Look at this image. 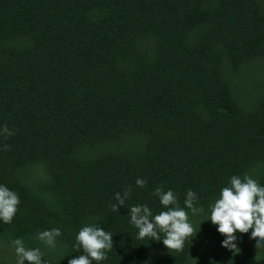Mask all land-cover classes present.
Masks as SVG:
<instances>
[{"label": "trees", "instance_id": "trees-1", "mask_svg": "<svg viewBox=\"0 0 264 264\" xmlns=\"http://www.w3.org/2000/svg\"><path fill=\"white\" fill-rule=\"evenodd\" d=\"M234 174L264 184V0H0V184L19 198L0 264L17 237L67 264L93 222L113 234L101 264H264L247 233L232 254L199 224ZM157 186L205 209L180 252L128 223L132 204L162 210Z\"/></svg>", "mask_w": 264, "mask_h": 264}, {"label": "clouds", "instance_id": "clouds-1", "mask_svg": "<svg viewBox=\"0 0 264 264\" xmlns=\"http://www.w3.org/2000/svg\"><path fill=\"white\" fill-rule=\"evenodd\" d=\"M135 185L145 186V181L136 178ZM116 203L111 205L112 211L118 206L123 207L129 191L123 195L114 193ZM153 195L158 199L162 210L153 213L147 204H132L127 208L128 223L136 229L137 240L145 238L158 240L167 250L180 252L186 240L192 241L196 232L189 221L188 213L198 215L205 212L204 207L195 205L196 193L187 189L184 194L183 207L177 203L176 194L172 189L162 190L160 186L153 189ZM19 203L17 194L3 184H0V223L9 224L16 213ZM187 209V211H186ZM207 220L215 226V231L222 236L220 247L230 250L232 254L239 252L237 233H247L254 240L255 248H264V184L248 174L231 175L225 186L219 189L218 196L207 206ZM61 230L57 227L44 229L36 233V240L48 249L56 247ZM113 234L106 231L98 222L85 223L74 235L73 249H79L81 254L69 256L67 264H101L106 259L107 251L113 248ZM15 264H46L39 247L26 248L19 237L10 241ZM68 254H65V257Z\"/></svg>", "mask_w": 264, "mask_h": 264}]
</instances>
